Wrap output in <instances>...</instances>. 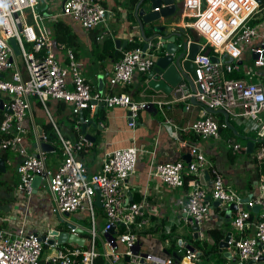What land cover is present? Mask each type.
Masks as SVG:
<instances>
[{
	"label": "built area",
	"instance_id": "obj_1",
	"mask_svg": "<svg viewBox=\"0 0 264 264\" xmlns=\"http://www.w3.org/2000/svg\"><path fill=\"white\" fill-rule=\"evenodd\" d=\"M52 1L0 0V97L4 100V109L0 110V152L12 150L22 156L17 166L19 191L30 198L47 185L53 200L52 214L60 218L68 230L52 227L44 231L33 230L26 213L8 219L0 218V264H98L100 257H103L104 264H119L125 255L130 257L128 264H143L142 260L150 264H208L201 259L197 249L192 251L182 241L180 246L185 249L188 263L183 258H163L141 251L139 237L149 229L148 214L153 213V203L147 191L139 201L127 197L124 191L129 185V177L136 171L141 153L139 146L134 143L106 151L101 170L90 174L80 155L93 142L83 134L76 139L64 136L54 121L50 100L66 102L75 116L84 110L98 111L101 104L125 107L131 111L133 120L128 123L131 128L136 127L140 110L148 109L153 104L148 101L136 102L123 91L104 94L94 90L91 79L82 70L78 51L54 40L48 21L70 17L86 31L103 29L100 25L108 26L112 12L101 0H62L57 13L52 12L57 6H49ZM26 10L32 13V23L28 21ZM263 11L264 2L260 4L257 0H184V20H194L187 21L182 27L193 29L204 41L199 42L201 49L193 59L195 72L191 79L196 90L193 91L189 83L183 80L175 88L174 97L169 103L195 97L204 107L223 109L229 115L235 108H240L241 112L235 113V116L253 121L247 130L261 127L259 117L264 113V74L256 82L231 78L229 75L249 70L244 63L248 47L258 54L254 58L255 67L264 69V19L263 22L258 21V15ZM13 37L20 49L19 55L24 57L26 76L18 63L19 55L11 46L10 38ZM129 41H135V37ZM164 41L162 37H156L149 41L146 50L142 46L122 50L111 71V90L114 87L125 88L132 83L137 72H151L158 53L163 55L165 51L162 47ZM190 42H187V47ZM26 44L30 45V51ZM224 54L229 55L231 61H224ZM212 56H216L218 61H213ZM34 95L45 109L61 143L63 159L55 169L49 168L47 152L40 147L33 154L28 153L24 122L28 113L32 115ZM156 104L162 107L163 102ZM88 120L85 119L86 122ZM167 122L170 123V119ZM80 125L81 121L77 120V131L81 130ZM222 126L227 125L222 123ZM32 127L37 140L41 137L43 141L50 142L44 132L39 135L34 122ZM183 130L196 136L195 142L188 145L190 162L181 158L153 163L149 176L176 189L184 188L186 179L192 177L181 214L191 225L197 223L202 229L210 210L214 208L207 200L208 195L212 201H220L218 207L225 213L231 204L236 203L238 208L232 211L230 217L232 236L228 241V250L231 258H227L223 264L258 261L264 253L260 247L264 245V132L256 138L258 146L255 145L253 152L259 168L257 193L242 197L227 185L223 172L209 160L205 150L204 144L219 140L220 123L212 116L204 115ZM228 146L234 154L241 149L240 144L232 142ZM206 172L210 174L208 180L204 179ZM37 176L41 177V182L35 192L34 180ZM96 185L101 190L105 237L98 232ZM256 205L260 206L259 211H254ZM80 210L90 217L88 227L70 219ZM4 222L9 224L4 226ZM113 226L115 233L111 238ZM53 229L58 231V235L53 234ZM250 229H253L252 233H249ZM66 231L82 237L83 243L60 242L59 234ZM98 238L102 240L101 251L98 250Z\"/></svg>",
	"mask_w": 264,
	"mask_h": 264
},
{
	"label": "crops",
	"instance_id": "obj_2",
	"mask_svg": "<svg viewBox=\"0 0 264 264\" xmlns=\"http://www.w3.org/2000/svg\"><path fill=\"white\" fill-rule=\"evenodd\" d=\"M140 1L132 6L130 0H101L102 4L112 12L110 19V21L112 20V28L108 31L104 29L86 31L69 17L72 22L79 26H76L75 31H73L76 35V42L78 43L77 57L82 63V70L86 64L89 63L91 65L90 71L92 77H88V74V76H86L91 79L94 90L99 91L98 75L103 73L105 74L104 94L110 93L111 91L113 93L123 91L129 94L136 102L148 101L153 104L148 109L140 110L139 116L136 119L138 123L135 128H131L128 124V109L125 107H108L104 105L102 108L100 107L98 109L99 112L84 111L87 119H93L103 128L100 129L98 126H93L92 124L87 126L86 133L96 137L95 142H98V144L87 148L81 153L80 157L84 160L91 174L101 170L103 156L106 151L130 146L134 143L140 147L141 153L136 171L129 177V185H127L124 191L127 197L137 201L141 199L144 191H147L148 198L153 203V213L149 212L148 214V218L150 219L148 224L149 229L142 232L139 237L141 241V251L151 252L163 258L174 257V253H177L178 259L180 260L181 258H186L185 249L180 246V241H182L184 245L188 243L194 246L200 254L202 253L200 248L194 244L193 240L195 236L192 225L186 221L181 214V208L187 201L188 188L176 189L164 185L159 179L149 176V170L153 163L181 158L184 159V156L189 154L188 145L195 142L196 136L183 129L189 127L198 118L209 115L220 124H227L226 115L221 109H216V112L209 111L207 107H204L193 97L184 101L169 103L174 97L173 93L167 94L164 91H155L147 87V82L149 81L148 75L150 72H137L133 77L132 83L125 88L114 87L111 90L109 79L115 63L114 58L111 57V53L113 55L116 50L115 40L121 39L122 41H129L131 37H135V39L146 42L144 33H146L147 36L153 35V32H151L152 26L145 25L142 29L140 25L141 19L137 17L140 8L144 7L146 10L151 9L150 2L149 0H144V2L140 4ZM179 1L181 5L179 16L176 18H162L160 22L156 23L166 28L172 26L174 28L176 27V31L181 30L186 34L188 41H195L197 37L196 32L191 29L189 30V28L184 29L182 27L187 20H184L183 15L184 1ZM131 13L133 15L135 13V21L129 19ZM258 18L259 22H263L264 11L258 15ZM64 19L66 20L67 17ZM96 35H98L97 40H94ZM95 41H97L96 44ZM199 42H201V40H199ZM164 54L165 51H163V55ZM223 60L228 62L231 61V58L229 55L224 54ZM244 63H246L245 58ZM246 65L249 66V70L240 72L239 78L252 82L259 81L261 79L260 76L264 74V69H258L254 64ZM252 70L254 72H251ZM83 72L85 73L84 70ZM158 101L163 102L162 107L156 104ZM32 103V115L28 113L24 122L27 130L25 141L28 147V153L30 154L36 151L34 144L37 141L32 127L33 122L36 124L38 130L42 128L45 133L43 125L36 121L35 114L42 113L47 118L46 111L39 105L38 99L33 98ZM59 104V101L56 100H50L49 102L51 115L55 122L61 115L60 113L66 111H60ZM67 108L69 107L67 106ZM236 109L240 108H235L229 115V123L233 128L227 126L228 128L222 129L220 131L219 140H211L207 142V144H204V146L209 160L223 172L228 183L227 185L242 197H246L257 193L259 168L255 160V155L247 152V140H244L245 143L242 144L236 138L237 136H242V139L243 137L255 138V136H252L250 133V129L246 132L240 129V127L250 128L253 121L247 117H236L235 113L241 112V109L240 111H236ZM101 115H104V118L100 117ZM74 117V119L68 118L70 124L67 125L66 122L63 123V127H68L69 125L73 127L70 130L69 136V138L72 139H76L82 134V129L80 131L75 129L77 120L80 121V118L79 116L78 118L77 116ZM168 119H170V123H166ZM247 121H250L252 124L244 126V123ZM57 126L59 127L58 124ZM261 127H264V125ZM225 130H227V132ZM101 135L102 142L100 143L99 137ZM221 140L226 142L227 147L220 143ZM229 142L240 144V151L234 154L233 149L228 146ZM49 143L52 144L51 141ZM257 146L258 145H256V147ZM96 147L101 149L100 154H95ZM11 151L12 150H8L7 160L4 159L6 171L0 172V185L4 184L0 189L3 188L5 193V196L0 200V215H3L0 216V218L8 219V217H13V215L26 213L29 217L28 224H30V228L33 230L44 231L46 229H51V227L54 228L49 223V220L44 218L46 213L51 210L52 205L50 206V201H47L40 192L28 198L23 192L19 191L17 187L18 180L17 182L15 181V173L11 174L8 172V166L10 165L13 166L14 172L15 170L17 172V166L22 159V156L17 152L12 151L14 154H11ZM1 152H4V150ZM225 154L227 155V160L230 159L232 161V166H225L221 162L220 158ZM242 155L249 156L248 160H250L251 163L247 160L241 161L239 156ZM98 157L99 161L97 159ZM245 172L249 173V175ZM205 178L206 177H204V179ZM204 179H202V181H205ZM206 180L208 179L206 178ZM8 224L7 222L3 223L4 226ZM211 229H219L224 234L232 231V219L227 218L226 213L221 207L214 206V208L210 210L206 223L204 224V229L200 228L199 230L198 240L200 241V247L202 248L206 242L208 244L206 249L207 252L210 251L214 243L213 238L209 234ZM252 232L253 229H250L249 233ZM218 249L219 250L210 254L208 257L204 255L201 257L200 255L201 259L208 264H223L226 261L223 256H225V252L229 250L224 249L221 251L220 247ZM225 258L228 257L225 256Z\"/></svg>",
	"mask_w": 264,
	"mask_h": 264
},
{
	"label": "water",
	"instance_id": "obj_3",
	"mask_svg": "<svg viewBox=\"0 0 264 264\" xmlns=\"http://www.w3.org/2000/svg\"><path fill=\"white\" fill-rule=\"evenodd\" d=\"M260 4L264 2V0H257ZM144 0L140 1V4L143 3ZM150 2V10H146L144 7L140 8L139 13L137 14V17L141 19L140 25L143 29L144 26H152V36H147L146 33H144L146 42L143 44V50H146L148 48V44L150 40L155 39L156 37H162L165 41L162 45V47L165 49L166 53L164 55H161L158 53V57L156 59V64L150 74L148 75L149 81L147 82V87L150 89H153L155 91H164L167 94H172L175 90V88L183 82V80H186L191 89L195 91V87L192 83L191 76H194V63L193 59H195L196 54L200 51L201 45L199 43V37H196L195 41H191L189 47H187L188 37L183 31H176V27H165L163 25H159L156 23V21L162 19V18H169L173 17L176 18L180 15L181 12V5L179 0H149ZM20 29L22 27L20 26ZM181 32V33H180ZM11 46L14 49V52L16 55L20 54V49L18 47L16 38H10ZM116 50L114 53V56H117L121 50H123L127 44L128 40L122 41L121 39L115 40ZM254 58L258 57V54H255L253 52ZM115 60V59H114ZM213 61H218V58L216 56H212ZM104 86H105V74L101 73L98 75V89L100 93L104 92ZM34 98H37V95H34ZM195 99V97H193ZM4 100L0 97V110L4 109ZM104 105L101 104L100 107L102 108ZM211 112H216L215 109H209ZM221 111L226 115V125L231 127L229 123V113L226 110L221 109ZM80 121H81V129L82 134L89 139L91 142L96 141V137L86 133L87 126L92 124L93 126H98L100 129L103 127L101 125H98L93 119H89L87 122L85 121L86 117L84 115V111H82L79 115ZM133 119L131 117V111H128V121L131 122ZM233 128V127H231ZM43 134L42 128H39V135ZM257 139L254 137H247L246 142V148L248 153H253L255 149ZM34 146L40 147L42 150L46 152H51L56 149V147L46 141H43L40 137L34 144ZM184 159L190 162L191 155H185ZM6 171V164L4 158L0 155V172ZM206 178H210L209 172H206ZM41 177L37 176L34 180V187L35 192L37 191V187L40 185ZM96 190V201L95 204L98 208H102V202H101V190L98 185L95 186ZM211 196H207V200L211 203L213 206L217 207L220 205V201L218 200H211ZM247 201V198L245 199ZM237 204L233 203L230 205V208L226 211L227 218H230L232 215V211L236 210ZM254 211H259L260 206L256 205L254 206ZM192 229L194 231L195 239H199V230L200 227L197 223L192 225ZM53 234L58 235V231L56 229H53ZM111 232V238L112 234L115 233V227L113 226L110 230ZM232 236V232L229 231L225 234L224 238L221 240L219 247L220 250L223 251L224 249L229 248L228 241L230 240ZM60 242H76V243H83V238L75 236L73 234H69V232H63L59 234L58 236ZM188 248H190L192 251H195L196 248L190 244L187 243L186 245ZM264 249V245L260 246ZM138 250V249H137ZM108 251L111 252V249L108 248ZM225 256L228 258H231L230 251L225 252ZM175 258H179L177 253H174ZM130 261V257L128 255L124 256V259L119 264H128ZM143 264H150L145 263L144 260L141 261ZM185 263H188V260L184 259ZM264 263V253L262 257L258 261H251L250 264H262ZM107 264H110V262H107Z\"/></svg>",
	"mask_w": 264,
	"mask_h": 264
},
{
	"label": "rangeland",
	"instance_id": "obj_4",
	"mask_svg": "<svg viewBox=\"0 0 264 264\" xmlns=\"http://www.w3.org/2000/svg\"><path fill=\"white\" fill-rule=\"evenodd\" d=\"M61 3H62V0H54V1L51 2V4L49 6H52L53 8H55L57 6L54 10L52 9L53 10L52 11L53 13L59 12V9L61 8ZM26 13L28 14V21L30 23H32L33 22V19H32V13H31V11L30 10H26ZM138 13H139V11H138ZM193 20L194 19L187 18V21H189V22L190 21H193ZM65 21L71 26L72 31H75L76 26L79 27L76 23L72 22L69 17H67V19ZM160 21H161V19L158 20V21H156V22L158 23ZM50 22L51 21H48V24H50ZM100 28H103L104 30L111 29L112 28V20L109 21V25L108 26H102V25H100ZM262 28L264 29V24H262ZM197 36L199 37L198 38L199 40L203 41V39L199 35H197ZM244 44H247V43H244ZM26 47H27V50L30 51V45L29 44H26ZM245 47H247V45H245ZM244 58H245V62H246L245 64H248V65H253L254 64V56H253V52L251 50V47H248V51L246 50V53H245V57ZM17 60H18L19 66L21 68V71L26 76L27 75V66H26L24 57L22 55H19V56H17ZM90 67H91V65L88 63L83 68V70L85 71V74L86 75L87 74L89 75V76L87 75L88 77H92V74H91V71H90ZM251 72H254V71L252 70ZM236 111H240V109H236ZM60 114L61 115L58 117V119L56 120V122L59 125V128H60L61 132L63 133V135L66 136V137H69L70 136V130L73 127L72 126L70 127V125L68 127H63V123L66 122L67 125L70 124V121H69L68 118H73L74 119L75 118L74 117L75 115L72 114V112L70 111L69 108H67L64 113H60ZM35 117H36V121L38 123H40V124L43 125L44 130L46 131V133L49 136H51L50 141L56 147V149L54 151L47 152V164H48L49 168L55 169L61 163V161L63 159V157H62V147H61V143L59 142V139L56 137V130H55V128L54 127H51V126L50 127L48 126L49 125V123H48L49 122L48 116L46 118L44 114L37 113V114H35ZM259 118H260V121H261V126L264 125V113H261ZM250 124H252V123L250 121H247V122L244 123V126H248ZM224 129H226V128H224ZM240 129L243 132H246L247 131V127H240ZM225 131L227 132V130H225ZM249 131L252 134V136H255V138H258L260 136V134L264 132V127H259L256 130H249ZM223 135H225V134H223ZM241 137L242 136H237L236 138H237V140L239 142H241L243 144L245 142H244V140ZM101 139H102V135L99 137L100 143L102 142ZM220 143H222V145L224 144V146L227 147L226 142H224L223 140H221ZM97 144H98V142H97ZM95 149H96L95 150V154H100L101 153V149L99 147H96ZM11 154H14V152L11 151ZM248 157L245 156V155L239 156V158H240L241 161L242 160L243 161L247 160V161H249L251 163V161L248 160L249 159ZM97 159L99 161V157ZM220 160L223 163V165H225V166H232L233 165V163H232V161L230 159L227 160V155L226 154L224 156H222L220 158ZM8 172L11 173V174L15 173V178H16L15 181L17 182V180H18V174H17L16 170L14 172L13 166H11V165L8 166ZM245 173L249 175V173H247V172H245ZM0 177H1V175H0ZM225 181H226V179H225ZM226 183H227V181H226ZM3 185L4 184H1L0 187H2ZM40 193L43 195V197L47 201H50V206L53 205V200L50 197L51 194H50V191H49L47 185H44V187L40 189ZM4 196H5L4 190H3V188H1L0 189V200ZM95 210H96V213H97L98 232L102 236H104V234H103V228H104V221H105V219H104V216H103V209L96 207ZM0 216H3V215H0ZM44 218H46L47 220H49V223L54 228L68 230V227L60 220V218H58L56 215L54 216L52 214V211L51 210L46 213V215H45ZM70 219H71V221L76 222V223H79V224H81V225H83L85 227H88L90 225V217L87 215V213L85 211H81L80 210V211L76 212L75 214H72L70 216ZM144 241H145V239H144ZM98 250L99 251L103 250L102 240L100 238H98Z\"/></svg>",
	"mask_w": 264,
	"mask_h": 264
},
{
	"label": "trees",
	"instance_id": "obj_5",
	"mask_svg": "<svg viewBox=\"0 0 264 264\" xmlns=\"http://www.w3.org/2000/svg\"><path fill=\"white\" fill-rule=\"evenodd\" d=\"M139 1H140V0H130L132 6L136 5ZM134 15H135V13H134ZM134 15L131 13L129 19L135 21V20H134ZM50 27H51L52 35H53L55 41H57V42H62V43H66L68 46L75 48L76 52L78 51V45H77L78 43L76 42V35H75V33L72 31L71 26L65 21L64 18H61V19H57V20H53V21H51V22H50ZM190 29H191V28H189V30H190ZM191 30H193V29H191ZM151 32H152V31H151ZM146 35H147V34H146ZM97 36H98V35H96V36L94 37V38H95L94 40H97ZM203 41H204V39H203ZM203 41H202V42H203ZM96 42H97V41H95V44H96ZM144 43H145L144 41H140V40H138V39H135V41H133V42L128 41L127 46H126L123 50H125V49H131V48H135V47H140V46L143 47V44H144ZM111 45H112V41H111ZM209 52L214 54V51H213V50H210ZM121 55H122L121 51L119 52V54H118L117 56H114V54L112 55V53H111V57H113V58L115 59V61L118 60V59L121 57ZM229 77H231V78H239L240 75H239V73H232V74L229 75ZM49 102H50V101H49ZM59 103H60V104H59V110H60V111H64V110H66L68 104H67L66 102H63V101H59ZM39 105H41L40 102H39ZM41 106H42V105H41ZM49 107H50V105H49ZM84 111H86V110H84ZM98 112H99V111H98ZM98 112H97V113H98ZM46 114H47V113H46ZM84 115H85V114H84ZM47 116H48V115H47ZM100 117L104 118V115H101ZM77 118H78V116H77ZM48 126H49V127H50V126L53 127V124H52V122L50 121V119H49V125H48ZM224 128H228V127H227V126H226V127L222 126V123H221V124H220V130H222V129H224ZM45 134L48 136V140L50 141L51 136H49V135L46 133V131H45ZM56 137L58 138L57 134H56ZM243 140H247V137H243ZM95 144H97V142L93 143V145H95ZM257 145H258V144H257ZM0 154L2 155V157H3L5 160H7V157H8V150H6V151H4V152H0ZM262 170L264 171V167L262 168ZM191 180H193L192 177L186 179L185 188H188L189 183H190ZM209 234H210V236L213 238L214 243H213V245L211 246L210 251H208V252H207V250H206V249H207V245H208L206 242H205L204 246H202V248H201V247H200V241H199L198 239H194V240H193L195 246H198V247L200 248V250L202 251V253H201V257H202L203 255H204L205 257H208L210 254H212V253H214L215 251L219 250V249H218V248H219V244H220L221 240L223 239V237H224V235H225V234H224L221 230H219V229H211V230L209 231ZM205 257H204V258H205ZM223 258H224L225 260H227V258H225V256H223ZM98 264H104V259H103V257H100V258L98 259Z\"/></svg>",
	"mask_w": 264,
	"mask_h": 264
}]
</instances>
